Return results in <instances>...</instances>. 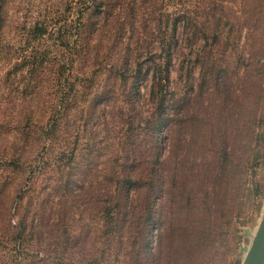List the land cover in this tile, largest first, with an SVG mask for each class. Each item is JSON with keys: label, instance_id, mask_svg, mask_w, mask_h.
<instances>
[{"label": "trees", "instance_id": "trees-1", "mask_svg": "<svg viewBox=\"0 0 264 264\" xmlns=\"http://www.w3.org/2000/svg\"><path fill=\"white\" fill-rule=\"evenodd\" d=\"M244 23L253 42L235 60L245 62L248 91L264 75V0H50L30 24L44 42L36 66L43 106L30 144H16L1 166L0 264H204L219 228L210 214L235 173L226 169L199 198L183 186L181 165L175 208L157 214L161 135L176 120L182 62L194 52L202 75L226 84L235 74L227 48L240 41ZM101 49L111 58L104 52L101 59ZM95 66L102 71L93 73ZM97 100L119 136L102 162L97 132L90 128L84 142L80 119ZM223 153L222 170L231 162L225 146Z\"/></svg>", "mask_w": 264, "mask_h": 264}, {"label": "rangeland", "instance_id": "rangeland-1", "mask_svg": "<svg viewBox=\"0 0 264 264\" xmlns=\"http://www.w3.org/2000/svg\"><path fill=\"white\" fill-rule=\"evenodd\" d=\"M3 4L0 172L6 156L15 155L16 144H30L37 107L43 106L44 96L37 97L40 77L36 66L38 53L44 48L40 45L44 42L32 32L30 24L47 13L50 0H4ZM237 8H231L230 13ZM235 14L244 17L247 12L237 10ZM231 19L225 29L230 38L235 31ZM248 25L243 24L240 41H230L228 45L231 48L227 50L232 49L234 53L226 61L234 67L235 74L225 78L226 84L223 77L202 75L201 64L194 52L189 60L182 62V69L178 76L176 74V120L172 126L165 125L161 135L164 148L160 186L164 193L157 195V214L175 208V193L183 175V171H179L181 165L185 170L183 186L196 192L199 198L205 191H211V181L223 180L226 169L228 173H235L227 193L225 187L219 189L218 210L210 214L219 228L212 232L214 242L204 264H241L264 208V75L260 80H251L253 89L245 90V62L235 60L236 54L242 53V44L248 46L253 42L251 37L248 38L247 30L251 28ZM108 51L101 49V59L104 52L108 59L111 58ZM100 70L97 66L92 69L93 73ZM137 82L143 95L145 81L140 77ZM124 95L128 99V86ZM98 104L96 112L85 110L80 119L85 132L84 142L89 139L90 128L97 132L94 141L101 146L98 152L102 154L99 157L102 162L107 159L111 141L119 136L115 132L117 128L113 130L110 125H105L110 111ZM224 146L231 154V162L222 170L219 165ZM239 176L241 180L237 181Z\"/></svg>", "mask_w": 264, "mask_h": 264}, {"label": "water", "instance_id": "water-1", "mask_svg": "<svg viewBox=\"0 0 264 264\" xmlns=\"http://www.w3.org/2000/svg\"><path fill=\"white\" fill-rule=\"evenodd\" d=\"M241 264H264V208Z\"/></svg>", "mask_w": 264, "mask_h": 264}]
</instances>
